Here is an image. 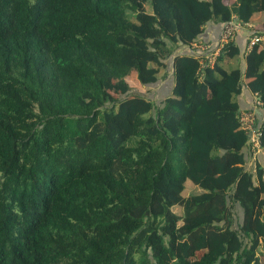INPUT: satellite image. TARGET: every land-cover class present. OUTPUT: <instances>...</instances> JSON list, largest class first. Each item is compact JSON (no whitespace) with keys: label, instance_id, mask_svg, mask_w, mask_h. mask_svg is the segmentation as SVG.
<instances>
[{"label":"trees","instance_id":"trees-1","mask_svg":"<svg viewBox=\"0 0 264 264\" xmlns=\"http://www.w3.org/2000/svg\"><path fill=\"white\" fill-rule=\"evenodd\" d=\"M234 17L264 33V0H0V264H256L264 41L183 51Z\"/></svg>","mask_w":264,"mask_h":264},{"label":"built area","instance_id":"built-area-1","mask_svg":"<svg viewBox=\"0 0 264 264\" xmlns=\"http://www.w3.org/2000/svg\"><path fill=\"white\" fill-rule=\"evenodd\" d=\"M243 30L247 31V51L251 50L255 44L262 43L264 41V33L255 29L250 22H244L239 20L237 17H234L223 25L217 52L209 53L207 52L204 45L196 43L185 46L183 51H188L197 56H203L208 63H213L216 57L219 55L222 47L229 41L234 40L235 36ZM263 105L264 101L260 98V96L257 95L254 100V107L251 109L242 110L239 114L241 126L248 135L247 143L251 154L249 165H251L253 159L257 158L256 156L259 154V151L262 148L260 144L261 125L258 121L256 108Z\"/></svg>","mask_w":264,"mask_h":264},{"label":"crops","instance_id":"crops-1","mask_svg":"<svg viewBox=\"0 0 264 264\" xmlns=\"http://www.w3.org/2000/svg\"><path fill=\"white\" fill-rule=\"evenodd\" d=\"M255 29L256 24L250 22ZM224 24L210 22L204 26V32L200 39L196 42V44H201L206 47L207 52H217L219 48V40L222 32ZM235 42L241 46L243 50H246L247 44V31L243 30L238 33L235 38ZM220 51V50H219ZM172 80L170 82L164 83L161 82V85L156 89L158 92L162 91L163 88H168V90L172 87ZM257 97V94L251 92L249 88L245 85L243 88L239 98L240 103L242 104V109H249L254 107V100ZM256 113L258 118L260 119L264 113V107L260 106L256 108ZM252 163V162H251Z\"/></svg>","mask_w":264,"mask_h":264},{"label":"rangeland","instance_id":"rangeland-1","mask_svg":"<svg viewBox=\"0 0 264 264\" xmlns=\"http://www.w3.org/2000/svg\"><path fill=\"white\" fill-rule=\"evenodd\" d=\"M143 6L144 5L142 3H140V7H143ZM146 9L151 11V5L147 4ZM177 50L179 51V49H177ZM209 53H211V52H209ZM171 72H172L171 70L168 71L167 78L162 80V82H164V83L170 82ZM128 80H129V83L133 87L137 88L138 90H140V92H143L145 95L152 94V92H151L152 90L150 91V90H147L145 88H142V86L139 84V82L136 80L135 77H133V76L129 77ZM166 91H168V88H166ZM260 154H262V156L264 157V148L260 149L259 154L257 156L259 157ZM260 160H262V157H260ZM255 161H256V158L252 160V163L250 165L252 167V170L255 168ZM262 161H264V160H262ZM202 192H203V190L200 189L197 185H195L191 180H188L185 183V189L183 191V194H184V196H186L188 203L199 202V204L202 207H206L209 203L208 200L205 197H203L202 195L196 196V194H200ZM176 210L178 212H181L182 207H176ZM260 216H261V214L259 213L258 217H260ZM200 254L201 253H198L197 256H199ZM164 260L168 263V262L172 261V258L167 255L164 257ZM263 263H264V238H263V241H262L260 248L258 249V255H257V259H256V264H263Z\"/></svg>","mask_w":264,"mask_h":264}]
</instances>
